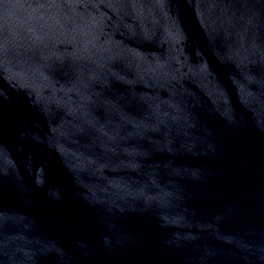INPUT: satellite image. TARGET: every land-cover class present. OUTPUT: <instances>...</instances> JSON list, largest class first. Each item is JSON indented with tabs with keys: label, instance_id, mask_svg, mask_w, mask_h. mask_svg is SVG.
Wrapping results in <instances>:
<instances>
[{
	"label": "water",
	"instance_id": "water-1",
	"mask_svg": "<svg viewBox=\"0 0 264 264\" xmlns=\"http://www.w3.org/2000/svg\"><path fill=\"white\" fill-rule=\"evenodd\" d=\"M0 264H264V0H0Z\"/></svg>",
	"mask_w": 264,
	"mask_h": 264
}]
</instances>
